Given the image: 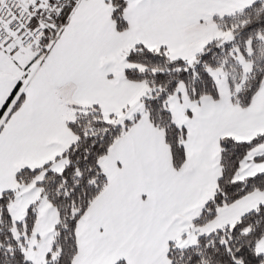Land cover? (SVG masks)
<instances>
[{"label":"snow or ice","instance_id":"6c2138e0","mask_svg":"<svg viewBox=\"0 0 264 264\" xmlns=\"http://www.w3.org/2000/svg\"><path fill=\"white\" fill-rule=\"evenodd\" d=\"M0 264H264V0H0Z\"/></svg>","mask_w":264,"mask_h":264}]
</instances>
